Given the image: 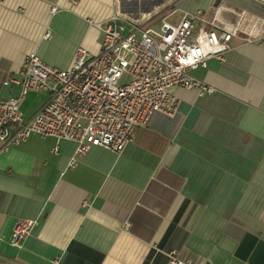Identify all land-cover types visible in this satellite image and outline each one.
<instances>
[{"label":"crops","instance_id":"0c3cea01","mask_svg":"<svg viewBox=\"0 0 264 264\" xmlns=\"http://www.w3.org/2000/svg\"><path fill=\"white\" fill-rule=\"evenodd\" d=\"M165 8L174 24L200 13L234 33L223 62L189 71L216 92L170 88L176 113H153L120 155L94 147L70 166L72 142L37 135L0 150V264H170V252L192 264H264V4L0 0V101L19 95L9 81H21L27 54L66 69L76 47L99 52L110 18ZM47 97L29 93L25 119Z\"/></svg>","mask_w":264,"mask_h":264},{"label":"built area","instance_id":"2783aa9c","mask_svg":"<svg viewBox=\"0 0 264 264\" xmlns=\"http://www.w3.org/2000/svg\"><path fill=\"white\" fill-rule=\"evenodd\" d=\"M174 13L165 8L130 21L115 15L101 26L99 52L91 55L78 46L63 70L44 64L35 53L27 54L21 81H9L19 86V95L0 101V150L37 135L72 142L70 166L94 147L120 155L153 113H176L178 100L170 88L213 95L215 88L195 80L189 71L205 68L210 58L223 62L232 50L234 33L206 27L208 21L200 13H184L174 24ZM123 77L125 82H120ZM32 92H46L48 97L25 119L20 106ZM33 225L18 224L12 242L21 243ZM173 254H168L170 264H192Z\"/></svg>","mask_w":264,"mask_h":264},{"label":"rangeland","instance_id":"374dc122","mask_svg":"<svg viewBox=\"0 0 264 264\" xmlns=\"http://www.w3.org/2000/svg\"><path fill=\"white\" fill-rule=\"evenodd\" d=\"M125 77H123L121 80H120V82H125Z\"/></svg>","mask_w":264,"mask_h":264},{"label":"trees","instance_id":"16d2710c","mask_svg":"<svg viewBox=\"0 0 264 264\" xmlns=\"http://www.w3.org/2000/svg\"><path fill=\"white\" fill-rule=\"evenodd\" d=\"M156 256H158V255H156ZM154 262V261H153ZM153 264V263H152Z\"/></svg>","mask_w":264,"mask_h":264}]
</instances>
